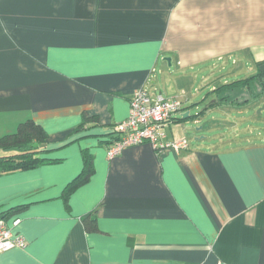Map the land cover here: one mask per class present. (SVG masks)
Returning a JSON list of instances; mask_svg holds the SVG:
<instances>
[{
    "label": "crops",
    "instance_id": "crops-1",
    "mask_svg": "<svg viewBox=\"0 0 264 264\" xmlns=\"http://www.w3.org/2000/svg\"><path fill=\"white\" fill-rule=\"evenodd\" d=\"M227 57L259 69L264 0H0V137L33 120L50 159L0 174V216L19 217L13 232L27 242L0 264H264V126L255 140L193 146L182 101L168 139L188 147L108 156L133 93L157 89L158 70L181 85ZM252 102L264 95L235 107ZM223 106L233 105L209 109ZM85 152L94 172L66 202Z\"/></svg>",
    "mask_w": 264,
    "mask_h": 264
},
{
    "label": "rangeland",
    "instance_id": "rangeland-1",
    "mask_svg": "<svg viewBox=\"0 0 264 264\" xmlns=\"http://www.w3.org/2000/svg\"><path fill=\"white\" fill-rule=\"evenodd\" d=\"M160 61V66L162 65ZM242 59L238 57V62L235 63L232 59L225 58L219 62L213 63L209 60L203 66H197L195 69L186 74V78L182 76L179 82L186 84L185 87L180 88L175 80L166 81L169 78V73H161L157 71L155 79L158 85L154 89L150 88V93H162L168 96L171 93L176 95L179 100L183 101L188 110L194 118H189L182 121L181 128L189 137L190 143L193 146L198 144H206L215 142L219 146H229L230 144H237L245 142L247 138H258V132L264 126V111L259 112L255 103H251L245 107L223 106V108L208 109L205 113L200 112L206 108L217 96L212 92L213 83L217 86L234 81L236 79L249 77L258 72L256 66L252 67L251 71L242 66ZM201 67V68H200ZM160 68V67H159ZM178 67L174 65L171 67L173 72L177 71ZM167 70V69H166ZM244 70V71H242ZM261 86H257V91L261 90ZM246 93L251 97V94L246 91L238 90L237 94ZM224 92H219V95ZM234 94V93H232ZM199 115H196L198 114ZM221 139H225L222 142Z\"/></svg>",
    "mask_w": 264,
    "mask_h": 264
},
{
    "label": "built area",
    "instance_id": "built-area-1",
    "mask_svg": "<svg viewBox=\"0 0 264 264\" xmlns=\"http://www.w3.org/2000/svg\"><path fill=\"white\" fill-rule=\"evenodd\" d=\"M183 103L177 96L152 95L147 88L136 90L131 98L129 116L115 125L120 137L108 147L109 158L121 153L125 148L142 143H150L157 151L167 148L179 150L188 147V141L169 140L168 129L176 114L182 111ZM21 219L11 221L0 216V253L16 247H25V238L15 234L13 229Z\"/></svg>",
    "mask_w": 264,
    "mask_h": 264
},
{
    "label": "trees",
    "instance_id": "trees-1",
    "mask_svg": "<svg viewBox=\"0 0 264 264\" xmlns=\"http://www.w3.org/2000/svg\"><path fill=\"white\" fill-rule=\"evenodd\" d=\"M264 64V60L258 61V72L249 77L236 79L234 81L223 83L213 89L212 92H216L218 97L213 100L201 113H205L209 108L215 106H221L223 104L242 106L248 104L253 99L260 98L264 95V69L260 67ZM257 86H261V90L257 91ZM246 91L251 94V99L246 98L244 92L237 94V91ZM219 92L224 94L219 95ZM234 93V94H232ZM244 98V99H242ZM206 110V111H205ZM86 120V116L85 119ZM181 121H185L182 117ZM83 126V125H81ZM120 137V132H115ZM48 133L46 130L36 124L33 120L23 122L19 125L15 133L7 134L0 137V149L4 151L17 152L14 155L0 156V174L14 172L17 170H24L34 168L38 165L47 162L50 159L42 158L39 156L37 150L40 146L47 142ZM117 138V139H118ZM84 154V168L81 173L71 181L64 190L63 198L68 202L70 195L82 184L86 183L94 172L93 158L88 153ZM12 211H9L10 214ZM6 214V217H8ZM92 213L87 214L83 218L86 220L90 218Z\"/></svg>",
    "mask_w": 264,
    "mask_h": 264
},
{
    "label": "water",
    "instance_id": "water-1",
    "mask_svg": "<svg viewBox=\"0 0 264 264\" xmlns=\"http://www.w3.org/2000/svg\"><path fill=\"white\" fill-rule=\"evenodd\" d=\"M163 60L164 61H167L168 62V64L171 66L172 65V57H170V56H165V57H163ZM258 111L259 112H262V111H264V103L263 104H261L259 107H258ZM200 114H201V112H200ZM196 115H199V113L198 114H196ZM195 115H192L191 114V112L188 110V111H185L184 113H182V118L183 119H189V118H194L195 119V117H194Z\"/></svg>",
    "mask_w": 264,
    "mask_h": 264
}]
</instances>
